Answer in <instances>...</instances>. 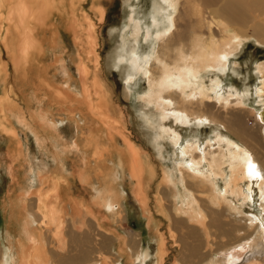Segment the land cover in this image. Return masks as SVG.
I'll use <instances>...</instances> for the list:
<instances>
[{"label": "bare ground", "instance_id": "bare-ground-1", "mask_svg": "<svg viewBox=\"0 0 264 264\" xmlns=\"http://www.w3.org/2000/svg\"><path fill=\"white\" fill-rule=\"evenodd\" d=\"M77 1L79 0H0V71H8L12 67L18 80L20 77L22 83H27L29 72L39 66L45 57L46 45L50 44L51 48H56L58 40L60 41L59 32L64 29V33L72 37L78 49L76 68L81 86L80 94L75 93L76 89L73 87L50 89L59 102L55 112L35 111L28 115L17 101L22 99V93L13 86L8 87V91L15 93L16 100L8 91L0 98V137L11 142L12 158L16 160L22 155L24 144L31 134L39 144L42 154L46 155V150L50 153L46 155L50 164L48 160L41 158L37 170L20 186V192L12 195L3 205L5 221L0 233V264H112L109 259L112 257L107 256V253L105 255L104 251L105 245L111 243L108 235H112L125 249V246H122L125 244L124 236L106 232L95 210L84 199L78 198L77 195L72 196L70 182L80 181L84 191H88L92 176L97 174L98 181L92 187L98 195L92 202L100 211L114 216L123 214L127 209L126 196L122 190L110 188L113 180L119 178V175L108 177L109 169H104V166L112 161L113 145L118 135H123L126 145L121 151L124 158L117 162V166L122 170L127 167L131 178L135 180V200L152 226L155 222L148 186L145 185L147 178L153 180L154 169L148 164L141 150L124 136L118 126L119 121L109 106L106 88L97 71L92 83L88 82L90 70L87 58L94 57L96 66L100 64V37L88 12L79 15ZM193 1L195 5L201 4L205 9L211 7V13L219 18L210 22L211 27H216V33L211 30L212 33L209 32L206 36L201 31L190 36L185 43V34L180 31L178 24L183 16L180 9L181 0H155L151 25L159 48L146 59H142L137 53H132L129 57L117 54L113 62L115 67L119 68L127 59V84L134 81L138 72L147 74L149 89L143 99L154 104L165 116L163 122L159 123L161 130L157 136L168 135L175 146L180 145L182 141V135L175 125L187 123L192 116L200 123L213 121L193 109L189 112V107L195 108V104L202 107L206 98H212L208 94L209 88L205 84L204 73H201L224 70L231 56L244 44V38L250 35L244 28L245 19H248L249 15L245 19L240 18L241 15L247 14L246 11L252 10L251 15L261 17L254 25L259 27L254 35L264 42V0H230L223 2L216 9L214 6L217 0ZM219 10L221 13L217 14ZM97 12L103 22L106 9L97 6ZM133 15L130 19H134ZM6 23L8 25L5 33ZM232 25L236 28H232ZM201 28L200 26L197 30L200 31ZM141 29V23L136 22L134 32H141ZM11 32L13 42L8 40ZM147 33L149 35V32ZM177 37L184 39V42L178 41L175 45ZM3 50L10 58L7 62H3L1 58ZM170 51L174 52L173 57L169 55ZM144 62L147 66H144ZM62 65L67 67L64 62ZM256 69L262 75V85L257 87L255 92L257 100L262 102L264 62H258ZM65 75L67 78L72 77L67 69ZM219 82V76H214L210 85L214 93L220 86ZM221 89L217 91L218 104L225 111L237 110L231 112L232 117L227 119V126L229 129L235 126L231 130L246 143L241 144L217 132L214 136L216 138L213 141L209 139L204 148H201L199 140H186L181 144L180 151H177L179 180L184 189L179 196L182 201L174 199L172 210L175 216L186 219L189 233L199 238L194 246H185L188 252L183 255L182 260L190 264H264V143L259 142L258 135L252 136L256 143L247 142L248 139L243 136L250 132L247 131L246 123L240 120V116L245 112L256 115L258 111L255 107L246 109L243 95H239L237 91L238 95L229 91L226 94L225 90ZM188 103L191 105L187 106ZM88 113L95 122L87 120ZM215 115L219 117L222 114ZM77 117L79 121L82 120L81 123H78ZM255 117L259 121L260 118L262 120L264 109ZM166 118L173 119L175 124L167 127ZM67 119L77 122V138L72 142L63 134L65 127H61ZM95 125L103 126L105 138L95 133ZM260 126H263L262 123ZM53 150L56 152L52 153ZM206 161L208 168H201ZM53 167L56 171H52ZM69 167L75 170L74 173L71 172L73 177L57 172L67 171ZM218 177L224 181L221 191L217 185ZM163 183L166 184L168 192H172V186H177L173 174L167 171H163L158 191L162 189ZM234 196L237 200L242 199L247 207L249 201L255 203L256 210L248 209L246 212L244 207L236 204ZM158 231L156 227V232ZM102 234L106 235L103 244L99 245L98 240ZM231 236L238 238L232 241ZM164 238L160 235L158 264H164L167 254ZM204 246L207 247L206 252L203 250ZM86 248L89 249L86 251ZM148 252L143 256L141 252L132 255L133 261L138 263L142 260L141 264H145L143 259L149 258ZM207 252V258L202 259L200 255ZM94 254L96 256L92 257ZM116 261L115 259L113 264H119ZM173 264L182 263L177 259Z\"/></svg>", "mask_w": 264, "mask_h": 264}, {"label": "rangeland", "instance_id": "rangeland-1", "mask_svg": "<svg viewBox=\"0 0 264 264\" xmlns=\"http://www.w3.org/2000/svg\"><path fill=\"white\" fill-rule=\"evenodd\" d=\"M154 1L155 0H86L85 2V0H79L76 2L79 15L88 12L95 24V28L97 30L96 32L100 37V45L98 48L100 53V64L97 65L98 67L96 66L94 57L87 58V64L90 70L88 82L89 84L92 83L97 71L100 81L106 88L109 106L119 121L118 126L122 129L124 136L128 137V139H130L141 150L144 158H146L148 164L151 165L155 173L153 180H149V178L145 180V185L148 186V195L151 199L150 207L152 208V214L154 217L153 220L156 222V224L154 222V227L149 222V219L145 217L144 213H142L143 210L135 200L133 195L135 180L131 178L127 167H124L122 170L117 166V162L120 161L121 158H124L121 154V151L126 145L123 135H118L116 138L113 145L114 149L112 152V161H109L108 164L105 165L106 167L104 166L106 171L109 169L107 171V174L109 175H107L108 177L115 176L113 174L119 175V178L113 180L110 188L115 190L117 189V191L122 190L126 196L127 209L123 214L120 216H114L105 211H100L98 206L92 202L98 195L96 189L92 187L95 186L98 181L97 174L92 176L93 179H91V186L88 191H84L81 184H77L75 182L72 183V192L81 199H84L85 202H87V204L95 210V212L100 216L103 229L106 232H113V235L124 236L125 244L123 243L122 246H125V249L121 247L117 240L113 239L112 235H108L110 236L111 243H107L105 245L106 247L104 248V251L105 255L107 253V256L110 255V257H112L109 258L112 261V264L115 259L119 264H141L142 260L135 263L132 255L141 252L143 256V254L148 251L147 257L149 258L143 259L145 260V264H158L157 259L159 255L160 235L163 238L165 237V246L167 248L164 264H173L177 259L180 260L182 264H190V262L186 261L185 263V261L182 260L188 252V249L185 248V246H194V244H197L199 238L196 235L189 233L190 228L188 227L189 225H187L188 223L185 221L186 219L175 216V213L172 210L175 203L174 199H180L179 201H182L179 196L182 194V190L184 189L179 180V160L177 159L181 144H183L186 140H199L201 148H204L209 139H212L213 141L216 138L214 136L217 132H221L224 137L232 138L239 143L241 142V144L246 143L243 139H239V137L234 134V131L231 130V128H234L235 126L230 127V129L227 126V119L232 117L231 112L233 111L234 113L237 110L230 109L229 111H225L222 109V106L218 104L217 91L221 88V90H225L226 94L229 91L238 95L236 94L237 91L239 95H243L244 107L246 109L255 107L258 111L257 114H260L264 109V101L260 102L257 100L258 96L255 92L256 88L262 85V75L258 72L256 66L258 62H264V42L260 41L254 35L256 34V30L259 28L257 26L254 27V25L260 21L261 17H254V15L250 14L253 11L250 10L245 12L247 14H244V16L241 15L240 17L241 19H245V17L249 15V18L245 19L246 25L244 28L250 35L244 38V44H242L240 50L237 51L236 54H233L228 60V66L224 70H210L208 72L201 73H204L203 78L206 86L209 88L208 94L211 95L212 98H206V102L202 107H198L196 104L193 105L195 108L192 106L189 107V112H192L193 109L210 117L213 121L210 122L206 120L200 123L192 116L191 120L187 123L180 124L179 126L175 125L177 130L182 135L180 145L175 146L171 142L168 135H165L166 137L157 136L161 130L159 128V123L163 122V117L165 116L157 110V107L154 104L148 103L143 99L144 94L149 89L147 74L138 72L134 81L127 84L125 79V75L128 71L126 63L127 59L124 60V63L119 68L115 67L113 63L117 54L129 57L132 53H137L142 57V59H146L148 55L159 48L158 42L154 37V29L151 25L153 19L152 16H154L155 13ZM225 1L228 2L230 0H217V4L214 8H218ZM78 3L80 4L78 5ZM97 6H101L106 9V18L103 22L99 18ZM210 8L211 7L205 9L201 4L195 5L193 0H181L180 9H182L183 16L180 17L178 24H180L181 27V30H179L185 34V43H187V41L191 38L190 36H193L195 33H199L201 31L206 36L212 33V31L216 33V27H211L210 22L212 19L217 21L219 18L215 17V15L211 13L212 10ZM218 12L219 13L217 14L221 13L220 10ZM131 15L134 16V19H130ZM191 20L193 21L189 24ZM52 22L56 21L52 20ZM136 22L141 23V32H134V25ZM7 25L8 24L6 23L5 33L7 32ZM186 25L188 27H186ZM200 26L202 28L199 31L197 29ZM232 28L235 29L236 27L232 25ZM61 31L62 32H59L60 41L58 40L57 47L51 48L50 44L46 45L47 53L42 59L40 65L34 67L29 72V79L27 83H22L20 81V77L18 80L15 71L12 70V67H10L11 69L8 71H0V98L5 96L6 91H8V87L13 86L15 90L22 93V99L17 100L18 103H20L27 111L28 115H30V113H34L35 111H56L59 102L50 89L73 87L76 89L75 93L80 94L81 86L76 68L79 58L78 49L75 47L76 45L74 44L72 37L69 34L67 35L64 33V29ZM147 32H149V35ZM12 38L13 35L11 32L8 40L13 42L14 39ZM184 39L182 40L180 37H177L174 44L177 45L178 41L184 42ZM173 46L171 48H173ZM134 50H136V52ZM173 53V51H170L169 55L173 57ZM171 56L168 58L171 59ZM1 58L3 62H7L10 59L5 50L2 51ZM63 62L67 65V67H63ZM143 64L144 66H147L146 62ZM66 69L71 73V78H67L65 75ZM214 76H219L220 78V86L217 87L218 90L216 93L210 89ZM10 91L11 90H9L8 93L11 96H14V99L16 100L17 97L15 93H13V91L10 93ZM188 105L191 104L188 103L187 106ZM215 113L222 114L223 116L220 115L218 117ZM256 115L245 112L242 116H240V120L246 123L247 131L251 134L250 135L247 132L250 136L246 135L243 136V138L248 139L247 142L251 141L256 143L252 139V136L256 137V135H258L257 137L259 142L263 144L264 118H262V120L260 118L259 121L257 117H255ZM87 116H89V118L87 117V120L95 122L94 119L92 120V118H90L89 113ZM165 120V122H167V127L175 124L173 119L168 120V118H166ZM216 120L220 121L216 122ZM81 122V119L80 121L78 120V123ZM75 123L77 124L75 120L67 119L63 122V124H61V127H65L63 134L66 135L71 142L77 138ZM261 123L263 125L262 127L260 126ZM94 130L95 133L99 134L101 137H106L105 129L102 125H95ZM10 143L11 142L7 139L0 137V233L4 227L5 221V208L3 205L6 204L8 199L12 198V195L20 192V186H23L29 178V175L33 174L34 171L37 170V165L41 158L48 160L46 155L50 154L47 150L46 155L42 154L39 144L35 141V138L31 134L30 138H28L24 144L25 147L22 151V155L19 156L18 159L14 160L11 153L13 146ZM53 152L56 151L53 150L52 153ZM48 163L50 164V160H48ZM202 167L208 168V162H204L201 168ZM52 171H56L54 170V167ZM67 171H71L72 173L73 171L75 172V170L73 168L71 169V167H69V170ZM163 171L173 174L175 178L177 186L171 187L172 192H168L165 183L162 184V189L158 191ZM57 172L66 174L65 171ZM72 173L69 174L70 177L74 176L71 175ZM216 180L218 188L221 191L224 181L221 177H218ZM175 193L176 196H174ZM236 198L237 197L234 196V199ZM243 203L242 199H236V204L244 207L246 212H248V209H255L256 207V204H253L250 201L248 202L249 207ZM156 227L159 230L158 232H156ZM169 228H173V230H170ZM105 235L106 234L101 235L98 240V242L100 241L99 245L101 243L103 244ZM230 238H232V241H235L238 237L231 236ZM206 248V246L203 247L204 252H206ZM88 249L86 248V251ZM208 254L209 252L200 255V257L202 259H206ZM95 256V254L92 255V257Z\"/></svg>", "mask_w": 264, "mask_h": 264}, {"label": "crops", "instance_id": "crops-1", "mask_svg": "<svg viewBox=\"0 0 264 264\" xmlns=\"http://www.w3.org/2000/svg\"><path fill=\"white\" fill-rule=\"evenodd\" d=\"M65 173L70 174L71 171H65ZM73 173H74V171H73ZM63 174H64V173H63ZM74 182L77 183V184H80V183H81L80 181H71V182H70V188L72 187V183H74ZM73 195H75V194L73 193L72 196H73ZM78 198H79V196H78Z\"/></svg>", "mask_w": 264, "mask_h": 264}]
</instances>
